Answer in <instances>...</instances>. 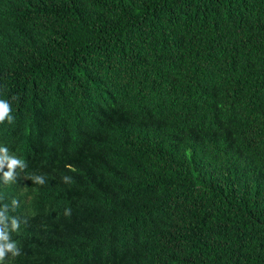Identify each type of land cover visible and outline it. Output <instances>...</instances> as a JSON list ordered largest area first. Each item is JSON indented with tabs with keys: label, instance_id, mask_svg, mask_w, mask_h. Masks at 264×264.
Listing matches in <instances>:
<instances>
[{
	"label": "trees",
	"instance_id": "16d2710c",
	"mask_svg": "<svg viewBox=\"0 0 264 264\" xmlns=\"http://www.w3.org/2000/svg\"><path fill=\"white\" fill-rule=\"evenodd\" d=\"M0 99L3 264H264V0H0Z\"/></svg>",
	"mask_w": 264,
	"mask_h": 264
},
{
	"label": "clouds",
	"instance_id": "9594fccd",
	"mask_svg": "<svg viewBox=\"0 0 264 264\" xmlns=\"http://www.w3.org/2000/svg\"><path fill=\"white\" fill-rule=\"evenodd\" d=\"M13 119L11 115V108L7 100L0 99V123L8 121L11 122ZM25 162L23 159L9 154L7 147L0 145V179L7 182L13 180L16 176V169H23ZM6 169V170H5ZM31 179L39 184L44 183L43 176H33ZM68 177H65L67 180ZM9 218L6 214L5 209H0V224H5L3 230H0V264H3V257L7 252H11L15 255L18 251L16 242L10 239L8 230ZM11 229H16L18 222L16 219L10 220Z\"/></svg>",
	"mask_w": 264,
	"mask_h": 264
}]
</instances>
